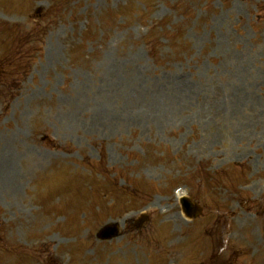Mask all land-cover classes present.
<instances>
[{
  "label": "rangeland",
  "instance_id": "1",
  "mask_svg": "<svg viewBox=\"0 0 264 264\" xmlns=\"http://www.w3.org/2000/svg\"><path fill=\"white\" fill-rule=\"evenodd\" d=\"M8 21L46 35L0 105V264H200L183 194L264 264V0H0Z\"/></svg>",
  "mask_w": 264,
  "mask_h": 264
},
{
  "label": "flooded vegetation",
  "instance_id": "2",
  "mask_svg": "<svg viewBox=\"0 0 264 264\" xmlns=\"http://www.w3.org/2000/svg\"><path fill=\"white\" fill-rule=\"evenodd\" d=\"M228 210L221 200L210 199L206 214L199 215L195 221V246H209L207 260L201 264H235L239 255L231 254L232 245L230 220L226 214ZM199 219H204L200 222ZM252 264H258L256 251L252 250Z\"/></svg>",
  "mask_w": 264,
  "mask_h": 264
},
{
  "label": "water",
  "instance_id": "3",
  "mask_svg": "<svg viewBox=\"0 0 264 264\" xmlns=\"http://www.w3.org/2000/svg\"><path fill=\"white\" fill-rule=\"evenodd\" d=\"M117 232V226L115 225H107L105 228H103L98 236L102 238H110L112 235H115Z\"/></svg>",
  "mask_w": 264,
  "mask_h": 264
},
{
  "label": "trees",
  "instance_id": "4",
  "mask_svg": "<svg viewBox=\"0 0 264 264\" xmlns=\"http://www.w3.org/2000/svg\"><path fill=\"white\" fill-rule=\"evenodd\" d=\"M25 45V44H24ZM20 55V54H19ZM21 56V55H20ZM17 65H19V62L17 63ZM2 97H5V98H13L14 96L13 95H6V96H2Z\"/></svg>",
  "mask_w": 264,
  "mask_h": 264
}]
</instances>
